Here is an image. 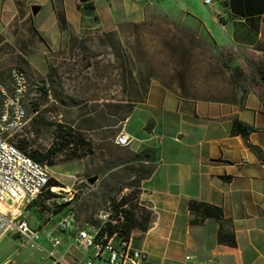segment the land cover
I'll return each mask as SVG.
<instances>
[{"label": "crops", "instance_id": "obj_1", "mask_svg": "<svg viewBox=\"0 0 264 264\" xmlns=\"http://www.w3.org/2000/svg\"><path fill=\"white\" fill-rule=\"evenodd\" d=\"M88 1L91 5L78 0H0V69L4 60L23 58L31 70L44 73L69 57L70 34L113 30L121 21H140L149 12L164 10L151 0ZM177 1L175 14L199 17L219 45L249 51L264 40V0H258L261 10L247 15L235 14L231 0H203L207 8L192 0ZM32 4L39 5L35 13ZM248 68L244 83L225 99L181 97L152 78L146 99L124 120L122 129L131 137L123 145L128 157L153 149L154 168L141 179L138 195L151 218L145 230L136 228L130 236L148 262L264 264V161L252 147L264 153V84ZM234 118L252 126L247 137L231 133ZM191 201L220 207L221 220L191 210ZM220 222L234 232L235 245L218 241ZM78 227L92 230L89 220L73 219L68 239L74 241ZM75 246L81 251L79 264L89 257L105 264L106 250Z\"/></svg>", "mask_w": 264, "mask_h": 264}, {"label": "rangeland", "instance_id": "obj_2", "mask_svg": "<svg viewBox=\"0 0 264 264\" xmlns=\"http://www.w3.org/2000/svg\"><path fill=\"white\" fill-rule=\"evenodd\" d=\"M151 1L164 10L149 12L145 23L138 28L124 25L118 34L122 47L129 51L132 75L137 74L138 69L149 71L156 73L177 91L184 84L186 93L190 95L220 98L231 97L237 85L244 83L246 68L249 67L258 76V70L264 65V58L261 57L264 40L249 51L231 44L219 45L215 41L217 51L214 53L212 45L196 41L195 37L196 47L189 61L184 67L181 66L173 41V34L180 32L181 26L178 23V27L174 20L165 16L168 14V18L178 20L180 13L175 14V10L179 8V1ZM192 2L198 7L203 5L207 8L208 5L203 0ZM221 36L224 38L221 39L222 42H226L224 34ZM73 42L69 48V57L55 65L67 95L65 102L53 98L49 90L47 98L37 99L36 110L31 109L30 100L38 95L37 89L32 85L37 71L31 70L23 58L3 61L0 79H7L11 65L21 66L29 76L30 93L26 100L29 120L21 134L28 138L32 147H47L52 140L55 123H65L80 113L96 116L102 111L106 113V119L113 122L115 116L112 113L116 108L114 104L119 98L131 93L125 92L119 83L117 60L108 40L103 37V31L82 34L75 37ZM180 71H183L182 75ZM122 126L123 123L116 131L114 126L109 125L85 129L86 137L91 140L92 153L71 160H63L62 155H59L54 164L47 165L50 176L61 183L58 185L60 188L54 189L58 196L49 199L48 204L52 207L53 201H68L61 211L48 220H42L32 209L38 205H27V201L20 205L21 213L38 225L31 226L37 230L36 240L46 250L53 248L48 234L60 238L59 244L54 248V255L67 263L79 264L81 251L75 246L73 239L67 238L71 227L61 230L56 227V221L68 212L73 219H86L90 223L93 219L105 218L104 209L109 198L128 192L131 189L128 182L136 177V171L130 170L128 165L136 166L137 163H125L129 158L127 149L114 141ZM94 173H99L98 179L93 184L87 183L86 177ZM45 249L26 243L16 231L10 230L0 237V264H50L51 258Z\"/></svg>", "mask_w": 264, "mask_h": 264}, {"label": "trees", "instance_id": "obj_3", "mask_svg": "<svg viewBox=\"0 0 264 264\" xmlns=\"http://www.w3.org/2000/svg\"><path fill=\"white\" fill-rule=\"evenodd\" d=\"M262 1L263 0H260V2ZM85 4L91 5V1H87ZM231 4L233 12L237 15H247L261 10L258 6V0H231ZM165 16L171 21L174 20L177 26L178 23L179 26H181V29H179L180 32L173 34V41L176 45L175 49L178 54V62L181 66L184 67L189 61L192 51L196 47V42L194 40L195 37L196 41H203L212 45L211 47L213 48L214 53L217 51V48L214 46V38L207 31L199 17L190 12H181L178 20L168 18V14H165ZM145 18L140 21H121L116 29L103 31V37L108 40L109 46H111L113 54L117 60L119 83L121 84L122 89H125V92H131L127 97L119 98L114 104L116 108L112 114L115 116V120L109 122L108 119H106V113L102 111L96 116L88 115V113H80L76 118L74 117L65 123L56 122L53 129L52 140L45 148L32 147L28 138L24 135L17 137L16 143L21 149L25 150L35 160L47 165L54 164L55 158L59 155H62L63 160H71L92 153L93 149L91 146V140L86 137L84 130L91 127H103L104 125L114 126V131L119 130L121 123H123L127 116H129L134 106L138 102L146 99L152 78L158 79L163 85L172 89L181 97L225 99L220 97H198L190 95L186 93V87L184 84H181L182 87H180V91H177L163 81L156 73H150L149 71L143 72V70L138 69L137 74L132 75V71L129 68V51L126 47H122L118 34L124 25H130L136 28L140 27L145 23ZM220 20L223 21L222 18ZM75 37L79 36L73 34L69 35V48L72 43H74L73 41ZM182 72L183 71H180L181 75L183 74ZM258 75L260 81L264 84V65L258 70ZM35 76L36 78L32 79V85L37 89L38 95L32 97L30 100L31 109H37V99L41 100L47 98L49 90L53 98L59 102H65L67 95L64 91L61 76L56 66L49 67L44 73L37 71L35 72ZM0 80L7 82L8 72L7 79ZM145 126L148 128L150 126V121L147 122ZM251 130L252 126L246 125L236 118L233 119L231 126L232 134H241L242 136L247 137ZM117 145L123 146L119 144ZM252 147L260 159L264 161V153L262 150L256 146ZM133 161H137L136 166L128 165L130 170L136 171V177H133V179L127 184L131 189L123 194L111 196L104 209L106 217L103 219H93L91 223L92 229L96 231L94 235L96 243H104L106 238L111 236L115 243H119L122 240L128 239L134 229L138 228L145 230L148 226L151 213L146 207L139 203L138 195L141 179L150 175L154 168L153 149L147 147L134 153V155L128 158L125 163ZM60 184L61 183L57 179L50 176L46 186L36 197L27 202V205H38L36 208L32 207V209L39 219H50L68 204V201L59 203L53 201L54 206L52 207L48 204L49 199L58 196L56 192L51 191L50 186H53V189H56L60 188V186H58ZM189 206L191 210L200 211L203 217L214 216L219 220L222 218L223 212L218 206L201 201H191ZM22 217L27 219L26 216ZM217 237L220 243L228 245H235L236 243L234 232L226 230L221 222L219 223Z\"/></svg>", "mask_w": 264, "mask_h": 264}, {"label": "built area", "instance_id": "obj_4", "mask_svg": "<svg viewBox=\"0 0 264 264\" xmlns=\"http://www.w3.org/2000/svg\"><path fill=\"white\" fill-rule=\"evenodd\" d=\"M211 0H205L209 3ZM30 81L25 72L18 65H11L8 69V80H0V236L9 230H14L26 243L45 249L36 240L37 230L32 228L26 218L21 216L20 205L38 195L50 177L47 164L32 158L21 149L16 139L22 136L21 131L28 123L26 100L30 93ZM131 137L121 129L115 136V143L128 144ZM54 191L53 186H50ZM6 207V209H4ZM73 216L70 212L57 221V226L66 230L71 227ZM95 230L78 227L74 235L75 244L83 250L95 246L106 250L108 256L105 264H124L126 261L138 264H153L146 260V253L134 248L130 237L115 243L113 237L106 238L104 243H96ZM52 249L46 250L51 258L50 264H69L64 259L54 255V248L59 244L57 235H47ZM99 257V255H98ZM187 259L190 255L185 256ZM80 264H95V258L89 257ZM193 264H204L195 261Z\"/></svg>", "mask_w": 264, "mask_h": 264}, {"label": "water", "instance_id": "obj_5", "mask_svg": "<svg viewBox=\"0 0 264 264\" xmlns=\"http://www.w3.org/2000/svg\"><path fill=\"white\" fill-rule=\"evenodd\" d=\"M79 2H87L88 0H78ZM38 7H39V5H37V4H32L31 5V11H32V13H35L36 12V10L38 9ZM98 177H99V173H94V174H91V175H88L87 177H86V181H87V183H89V184H93L97 179H98Z\"/></svg>", "mask_w": 264, "mask_h": 264}, {"label": "bare ground", "instance_id": "obj_6", "mask_svg": "<svg viewBox=\"0 0 264 264\" xmlns=\"http://www.w3.org/2000/svg\"><path fill=\"white\" fill-rule=\"evenodd\" d=\"M120 145H127V144H120ZM41 190H38V193L40 192ZM21 204L23 203L22 201H19ZM6 209V207L4 208Z\"/></svg>", "mask_w": 264, "mask_h": 264}]
</instances>
